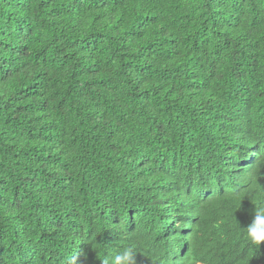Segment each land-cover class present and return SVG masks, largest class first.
<instances>
[{
  "label": "trees",
  "instance_id": "obj_1",
  "mask_svg": "<svg viewBox=\"0 0 264 264\" xmlns=\"http://www.w3.org/2000/svg\"><path fill=\"white\" fill-rule=\"evenodd\" d=\"M260 193L264 0H0V264H264Z\"/></svg>",
  "mask_w": 264,
  "mask_h": 264
},
{
  "label": "clouds",
  "instance_id": "obj_2",
  "mask_svg": "<svg viewBox=\"0 0 264 264\" xmlns=\"http://www.w3.org/2000/svg\"><path fill=\"white\" fill-rule=\"evenodd\" d=\"M252 222L244 229L245 239L257 249L264 244V194L254 203ZM137 249L128 245L110 252L99 264H135ZM79 253L66 258L65 264H76ZM203 264V263H196Z\"/></svg>",
  "mask_w": 264,
  "mask_h": 264
},
{
  "label": "bare ground",
  "instance_id": "obj_3",
  "mask_svg": "<svg viewBox=\"0 0 264 264\" xmlns=\"http://www.w3.org/2000/svg\"><path fill=\"white\" fill-rule=\"evenodd\" d=\"M173 220V218H171Z\"/></svg>",
  "mask_w": 264,
  "mask_h": 264
}]
</instances>
